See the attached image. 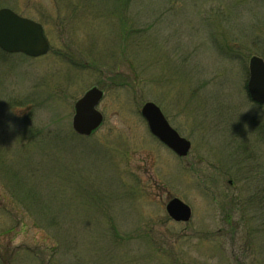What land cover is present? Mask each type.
Wrapping results in <instances>:
<instances>
[{
	"label": "rangeland",
	"instance_id": "obj_1",
	"mask_svg": "<svg viewBox=\"0 0 264 264\" xmlns=\"http://www.w3.org/2000/svg\"><path fill=\"white\" fill-rule=\"evenodd\" d=\"M42 23L40 58L0 50V264H264V0H0ZM105 92L92 136L72 127ZM192 143L178 157L141 109ZM179 198L189 222L172 220Z\"/></svg>",
	"mask_w": 264,
	"mask_h": 264
},
{
	"label": "water",
	"instance_id": "obj_2",
	"mask_svg": "<svg viewBox=\"0 0 264 264\" xmlns=\"http://www.w3.org/2000/svg\"><path fill=\"white\" fill-rule=\"evenodd\" d=\"M0 48L10 54L21 53L29 57L46 55L50 43L41 23L22 17L9 8L0 9ZM248 90L252 99L264 103V59L253 56L249 63ZM104 91L92 87L75 103L73 129L82 136H90L103 123L104 116L97 109ZM151 133L180 157L188 155L191 142L182 137L169 123L160 107L146 102L141 109ZM166 211L177 222H188L192 217L189 205L179 198L171 199Z\"/></svg>",
	"mask_w": 264,
	"mask_h": 264
}]
</instances>
